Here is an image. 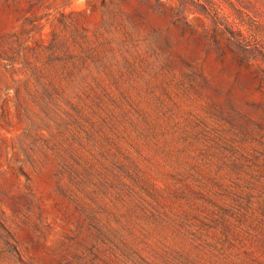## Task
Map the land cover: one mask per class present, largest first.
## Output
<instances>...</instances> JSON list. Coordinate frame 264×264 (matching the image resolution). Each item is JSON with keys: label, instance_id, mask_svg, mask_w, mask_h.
Here are the masks:
<instances>
[{"label": "rangeland", "instance_id": "obj_1", "mask_svg": "<svg viewBox=\"0 0 264 264\" xmlns=\"http://www.w3.org/2000/svg\"><path fill=\"white\" fill-rule=\"evenodd\" d=\"M0 264H264V0H0Z\"/></svg>", "mask_w": 264, "mask_h": 264}]
</instances>
